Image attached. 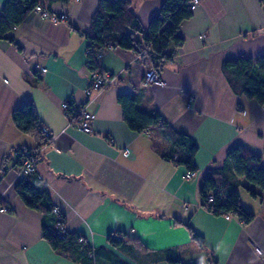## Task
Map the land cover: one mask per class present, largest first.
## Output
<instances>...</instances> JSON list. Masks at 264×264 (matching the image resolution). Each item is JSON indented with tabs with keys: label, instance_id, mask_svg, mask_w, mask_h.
Returning <instances> with one entry per match:
<instances>
[{
	"label": "crops",
	"instance_id": "obj_1",
	"mask_svg": "<svg viewBox=\"0 0 264 264\" xmlns=\"http://www.w3.org/2000/svg\"><path fill=\"white\" fill-rule=\"evenodd\" d=\"M7 1L0 0V12ZM39 1L66 22L32 11L12 31L14 43L0 40V264H78L44 239L43 226L55 215L30 208L16 191L24 175L13 167L11 151L41 143L12 122L13 110L26 101L35 105L40 128L51 132L40 146L39 178L67 228L96 250L97 264H264L254 250L264 246V190L233 177L255 215L248 224L208 211L200 194L206 170L224 165L230 145L264 152V104L235 94L222 71L226 60L264 56V0H198L180 26L181 46H170L174 58L160 67L166 86L145 83L148 56L107 48L99 67L116 76L115 84L91 94L86 33L100 0ZM163 1L132 0L144 27ZM121 97L196 141L193 178L167 159L172 145L158 126L149 132L128 126ZM70 100L96 115L91 133L70 123L63 108ZM117 232L122 243L114 246L109 237Z\"/></svg>",
	"mask_w": 264,
	"mask_h": 264
},
{
	"label": "trees",
	"instance_id": "obj_2",
	"mask_svg": "<svg viewBox=\"0 0 264 264\" xmlns=\"http://www.w3.org/2000/svg\"><path fill=\"white\" fill-rule=\"evenodd\" d=\"M40 3L39 0H8L0 12V40L14 43L12 31ZM191 5L192 0H164L160 12L152 18L148 27H144L132 9V0H100L90 30L86 33L89 47L100 50L114 46L135 50L138 55L148 56L152 61L151 64L160 69L163 64L174 58V54L168 52L170 46L179 47L183 42L179 30L181 24L193 16ZM19 49L22 50L21 47ZM98 69V63L91 56L90 70L95 72ZM222 71L235 94L244 95L264 104V56L226 60ZM120 103L125 110V121L132 130L144 132L153 125L158 126L162 136L172 145L171 151L166 155L167 159L184 166L187 170L197 171L194 156L198 151V145L193 138L174 130L168 122L162 121L158 114L149 116L136 109L133 110L134 101L131 98L121 97ZM12 122L19 131L34 136L41 142L34 149L14 148L9 156L14 160L15 168L20 162L12 155L13 151L40 150V146L47 143L50 137H46L40 128L32 101H26L13 110ZM233 177H244L248 182L264 190V152L253 151L242 143L230 145L226 151L224 165L206 170L200 190L203 206L208 211L217 216L234 215L248 224L255 215L242 204ZM246 189L252 196L258 195L257 191L248 187ZM16 191L30 208L45 216L55 215L52 225L43 226L44 239L53 250L65 254L78 264H97L96 250L88 243L83 233L68 229L65 235L60 234L56 223L61 221L66 224V221L63 214L61 216L54 214L56 206L53 205L37 171L24 175V179L16 186ZM209 196L213 197L211 203ZM184 225L191 228L189 223ZM115 234L109 237V241L114 246H119L122 243L121 233ZM192 235L199 243H203L198 234L192 231ZM138 245L144 248L140 242ZM172 264L180 263L172 261Z\"/></svg>",
	"mask_w": 264,
	"mask_h": 264
},
{
	"label": "built area",
	"instance_id": "obj_3",
	"mask_svg": "<svg viewBox=\"0 0 264 264\" xmlns=\"http://www.w3.org/2000/svg\"><path fill=\"white\" fill-rule=\"evenodd\" d=\"M198 4V0H192L191 8L194 10ZM33 13L39 15L43 19H48L56 23H63L66 22L67 16L65 14H57L52 12L47 6L40 3L38 4L34 9ZM87 48L85 50L87 61L86 66L90 68L91 63V56L95 58L98 65H100L101 60L104 57V51L107 48H113L114 46H108L107 48L96 50L92 47H89V40ZM146 51H144V54ZM38 73L45 74L47 72L46 68H37ZM116 81V76L113 75L110 71H106L99 67V69L95 72H92V76L89 81L87 93L91 94L93 91H101L111 88ZM144 81L146 84L150 85H157V86H166V81L162 78L160 69L156 67L154 64H151L144 75ZM194 101V97H191L188 101V108H191V103ZM63 108L65 111H68L70 113L71 121L70 123L85 133H91L93 128V121L96 117V115L90 111L86 105H82L73 101H67L63 104ZM43 134L46 137L51 138V132L43 128L42 129ZM149 132V130H147ZM12 155L15 159H17L20 162V165H18L16 168L18 169V172L22 175H29L35 171H37V165L40 161L41 154L40 150H25V151H13ZM196 175L195 171L187 170L185 173L186 179H191ZM209 202H213V197L209 196ZM2 212H7L8 210L6 208L1 209ZM54 213L59 216L61 214V211L58 207L54 208ZM227 219L231 218V215H226ZM57 229H59L61 235H65L68 232V228L65 223H62L61 221L56 223ZM255 252L257 255L264 260V246H258L256 245L254 247Z\"/></svg>",
	"mask_w": 264,
	"mask_h": 264
},
{
	"label": "rangeland",
	"instance_id": "obj_4",
	"mask_svg": "<svg viewBox=\"0 0 264 264\" xmlns=\"http://www.w3.org/2000/svg\"><path fill=\"white\" fill-rule=\"evenodd\" d=\"M243 189H244L243 187H240V188H239L240 191H244Z\"/></svg>",
	"mask_w": 264,
	"mask_h": 264
}]
</instances>
